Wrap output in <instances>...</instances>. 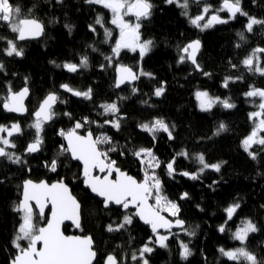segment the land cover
I'll use <instances>...</instances> for the list:
<instances>
[{"label":"trees","instance_id":"1","mask_svg":"<svg viewBox=\"0 0 264 264\" xmlns=\"http://www.w3.org/2000/svg\"><path fill=\"white\" fill-rule=\"evenodd\" d=\"M150 2L153 4L152 14L148 19L139 21V32L141 41H152L151 50L143 59L138 53L122 50L113 67H108L104 57L112 55L117 34L111 24L109 10L89 5L85 0H62L59 3L57 0H11L14 7L20 8L21 18H35L44 24L45 30L39 40L18 43L16 34L0 22V37L4 38L0 39V63L4 65V70L0 72V98L7 95L6 86L9 83L14 91L24 87L26 77L30 90L25 116L17 117L0 107V124L10 125L18 121L23 129L22 136L13 137L17 147L10 150L26 161L13 164L6 158H0V264H9L17 252L12 240L21 223V214L13 209L19 202L22 184L27 179L49 183L63 179L69 185L81 204L83 231L80 232L91 235L94 240L97 252L94 264H102L108 254L115 255L119 264H139L131 256L134 252L139 255L138 250L153 233L135 217L125 229L107 231L109 224L115 226L122 222L125 212L113 206L105 209L101 201L84 190L79 178L80 166L72 162L68 154L61 153L64 143L60 130L72 129V125L77 121L83 122L85 117L97 123L86 124L77 131L81 134L91 131L94 138L101 133L110 136L112 145L99 147L106 150L114 146L116 151L109 153L110 158L116 161L117 167L137 180L143 179V170L131 154L133 150L152 149L161 162V167L156 169L162 183L161 194L178 204L179 219L185 223L182 230H171L176 235L167 241V248L155 247L153 253L146 254L149 264H238L222 256L219 252L222 247L226 250L246 247L255 253L260 264H264V150L254 145L251 151L256 153V159H252L241 147L242 139L252 128L249 113L258 105V100L245 97L244 93L250 86L264 89V76L249 72L241 61L253 49L264 48V25H254L249 33L245 27L248 17L237 14L226 24L201 31L190 24L188 16L181 15L182 9L175 4H167L165 0ZM206 2L214 10L222 5V0ZM240 6L249 16L264 20V0H241ZM199 11L200 6L190 3L189 16H195ZM97 15L103 16V28L95 24ZM223 15L228 14L225 12ZM65 25H69L71 30ZM89 25L94 26L96 31L92 32ZM104 28L112 31L107 43L104 42ZM241 32L244 40L238 35ZM196 38L201 42L197 56L203 70L200 72L187 60L178 62L181 48ZM9 39L23 48L22 57L5 55ZM237 44L241 46L236 47ZM82 56L88 58L87 68L69 73L62 67L68 62L78 64ZM259 56L264 63V53H259ZM117 63L134 71L140 67L152 75L141 76L135 84L115 88L114 69ZM57 64L61 67H56ZM101 64L105 65L103 69ZM233 64L237 67L233 68ZM205 72L210 75H204ZM226 77L243 79L234 83L230 81L228 88H224L222 85ZM64 83L81 91L91 88L93 100L65 92L60 88ZM133 86L139 90L135 95L131 92ZM161 86L165 88L163 95L154 96V90ZM197 91H206L210 96L221 99L230 97V102L236 107L224 109L217 104L211 111H201L194 96ZM51 92L57 93L66 103H58L54 108L57 115L50 124L44 125L40 151L27 154L24 149L35 135V130L29 127L34 121L32 113ZM145 100L148 104L142 103ZM113 101L117 102L124 117L119 131L110 125L99 126L105 119L112 118L100 115L102 109L99 105ZM65 112L70 113L71 118L64 115ZM157 118L170 126L173 139L169 140L166 133L160 132L153 140L138 127ZM221 122L227 130L218 136L213 135ZM121 152L125 155H120ZM181 152H187L189 157L177 155ZM198 154H203L209 164L221 163L220 171L206 169L197 180L180 175L182 172H198L201 167L196 159ZM173 157H176V173L169 176L165 165ZM53 159L58 162L56 172L45 167ZM184 193L188 196L181 199ZM153 202L154 199L151 200ZM235 203H239L240 208L227 226L230 231L220 233L218 228L226 219L225 209ZM245 220H251L258 231L249 234L246 244L241 245L232 239L231 233ZM40 222L37 218V223ZM64 232L70 233V227L66 226ZM192 232L195 235H188ZM179 241L187 243L192 252L186 260L181 258ZM21 244L26 246L27 242Z\"/></svg>","mask_w":264,"mask_h":264},{"label":"snow or ice","instance_id":"2","mask_svg":"<svg viewBox=\"0 0 264 264\" xmlns=\"http://www.w3.org/2000/svg\"><path fill=\"white\" fill-rule=\"evenodd\" d=\"M62 2V0H57ZM89 5H99L107 9L111 13V24L119 29V37L115 40L112 47V55L105 56L108 61V67H113L114 60L118 59L122 50L127 49L132 52L139 50L141 59L151 50L152 41L141 42L139 29L141 27L140 20L148 19L152 14L153 4L150 0H85ZM167 4H175L182 9L181 15L188 16L190 24L204 31L217 24H226L229 19H235L237 14L247 16L248 22L246 24L247 32L253 31L254 25H264V20H259L251 17L241 8V0H222V5L219 8L213 9V6L206 2V0H165ZM190 3L200 6V11L195 16H189ZM227 11L230 15L227 19L222 18L220 12ZM132 16L135 18V23L126 20L125 17ZM207 17V19H206ZM0 22L6 24L10 31L16 34V40L25 41L28 39H37L44 34V24L35 18L24 17L21 18V10L19 7H14L11 0H0ZM203 22V23H201ZM96 25L104 27L103 16L97 15L95 20ZM69 30L70 26L65 25ZM89 29L95 32L94 26L89 25ZM241 40H244L243 32L238 33ZM105 43L112 37V31L104 28ZM0 39H4L0 37ZM241 45L237 44L236 47ZM201 42L199 40L192 41L181 48V55L179 56V63H184L186 60L190 61L195 66L197 71H203L197 62V54L200 50ZM94 51L96 49H93ZM5 55L12 57H22L24 55L23 48L17 46L15 40H7V48L4 49ZM259 53H264V48L257 47L252 50V53L245 57L241 63L243 66L253 74L264 76V66H261ZM55 64V61H52ZM61 67V65H56ZM69 73H76L81 68L88 67L87 56H82L79 63H65L62 66ZM101 69L105 65H100ZM236 68V65H232ZM4 70V65L0 63V72ZM115 88H120L124 84H133L139 80L141 76L151 77V73L144 72L142 69L134 71L133 68L117 63L115 65ZM210 75L209 73H203ZM242 77H226L223 82V87L228 88L229 82H236L242 80ZM7 95L0 98V107L5 112L25 114L28 109L25 105V100L29 96V88L27 86V77L25 78V86L19 91H14L11 84L7 86ZM60 88L65 92L71 93L75 97H82L85 100H93V90L91 88L86 91H81L70 87L69 84L64 83ZM139 90L133 86L131 88L132 94H136ZM165 88L163 86L157 87L153 95L160 97L163 95ZM245 97L259 98L257 105L258 111L249 113V119L253 120L254 127L250 134L246 136L241 146L243 150L252 158L256 159V153L251 151L254 145L261 146L264 150V89L251 87L244 93ZM196 98L199 101V108L201 111H211L217 104L224 109H232L236 105L230 102V97L221 99L220 97H212L206 91H197ZM120 99H124L121 97ZM58 103H66L60 96L55 93H49L39 104L38 108L32 113L34 121L29 125L35 130L34 139L24 149L25 153L32 154L40 151L43 144V137L41 133L44 130V125L53 120L57 115L54 111ZM148 104V101H142ZM99 107L102 109L100 115L105 117L111 116V119H105L103 124L110 125L117 131L121 128V121L124 118L120 114V108L116 101L111 103H101ZM64 115L71 118V114L65 112ZM97 123L96 121H89L87 117L83 122L77 121L74 127L68 131L60 130L59 135L64 137L67 145H61V153L69 154L73 160L82 163V176L84 185L91 190L92 193L103 198L102 203L105 209H109L112 205L120 206L125 210L122 217V222L109 224L107 231L114 232L125 229L127 225L133 223L134 217H138L144 224L150 226L153 236L148 238V241L138 250L139 255L135 252L131 259L138 261L139 264H149L146 254L150 255L154 251V247L150 245H158L161 248H167V241L171 236L172 229L184 227V221L179 219L180 208L177 203L167 199L161 194L162 183L156 169L161 167V162L156 157L152 149L138 148L131 152V154L140 163L143 170V179L137 180L127 172L122 171L116 166V161L109 156L110 152L116 151L114 146L102 150L100 145H112L113 141L106 133H101L99 136L93 138L91 131L87 135H80L78 129L83 128L86 124ZM141 131L148 133L153 140L156 139L157 133L163 132L167 134L169 140L173 139V134L170 126L163 119H154L150 123H142L138 125ZM174 127V125L172 126ZM227 130V126L221 122L213 133V135H220ZM6 133V135H4ZM23 129L20 123L13 122L11 125L0 124V157L6 158L13 164L26 163L22 156L15 152H10L7 149H15L17 147L13 140L15 136H22ZM120 155H125L121 152ZM179 156L189 157L187 152L178 153ZM196 159L201 165L198 172L189 173L182 172L180 175L189 177L192 180L199 179L206 169H212L219 172L221 163L209 164L205 161L203 154H198ZM176 157L165 165L167 174L174 176L176 169L174 164ZM50 171L56 172L58 162L53 159L50 163H46ZM98 170L100 173H105L103 177L94 175V171ZM113 173L116 174L115 179H112ZM215 183V181L213 182ZM22 199L13 209L15 212L21 214V223L17 229V233L12 240L13 247L17 250V254L12 258L10 264H93L97 258V252L94 249V240L91 235H65L62 226L65 221H70L71 225L76 229L83 231L81 226V204L77 198L72 195L68 185L63 179L49 184L46 181L39 183L31 179L25 180L23 183ZM188 196L187 193L182 194L181 199ZM155 201L154 204L149 203L150 200ZM34 202V203H33ZM50 205V215L46 214V209ZM132 208L135 212L128 213ZM240 208L239 203L231 204L226 209V219L218 228L220 233L230 231L227 227L229 222L233 220L234 215ZM167 212L169 216L175 217V220L169 219L161 213ZM37 218L43 221L40 225L37 223ZM160 229H164L167 234H161ZM258 231L257 226L251 220L242 221L241 225L231 233L233 240L240 242L241 245L246 244L249 234ZM188 235H195L194 232ZM21 241H27L26 246H22ZM40 245V247H38ZM181 248V258L186 260L192 255V252L187 243L179 241ZM222 256L230 261L244 262V264H260L255 253L249 251L246 247H238L231 250H225L223 247L219 249ZM105 264H118L117 258L113 254H108L105 259Z\"/></svg>","mask_w":264,"mask_h":264},{"label":"water","instance_id":"3","mask_svg":"<svg viewBox=\"0 0 264 264\" xmlns=\"http://www.w3.org/2000/svg\"><path fill=\"white\" fill-rule=\"evenodd\" d=\"M43 36V35H42ZM42 36L41 37H39V38H37V39H28V40H25V41H18V40H16L18 43H23V42H27V41H36V40H39V39H41L42 38ZM195 41V40H194ZM200 49H201V47H200ZM199 52H200V50H199ZM199 52H198V54H199ZM198 54H197V56H198ZM190 62V61H189ZM191 63V62H190ZM198 72H200V71H198ZM115 78H116V72H115ZM136 82V81H135ZM134 82V83H135ZM133 83V84H134ZM125 85H132V84H124V85H121V87H123V86H125ZM120 87V88H121ZM23 88V87H22ZM22 88H20V89H22ZM19 89V90H20ZM19 90H17V91H19ZM29 96H30V90H29ZM29 96H28V98H29ZM47 96V95H46ZM45 96V97H46ZM44 97V98H45ZM28 98L25 100V105H26V103H27V100H28ZM43 98V99H44ZM42 99V100H43ZM40 104V103H39ZM39 106V105H38ZM27 107V106H26ZM56 107V106H55ZM38 108V107H37ZM36 108V109H37ZM35 109V110H36ZM34 110V111H35ZM8 113V112H7ZM10 114H13V115H15V116H17V117H23V116H25L27 113H25V114H23V115H21V114H17V113H10ZM32 118L34 119V117H33V115H32ZM48 123H50V121L49 122H47L46 124H48ZM79 133V132H78ZM87 133L88 132H86V133H84V134H81V133H79L80 135H87ZM94 138V137H93ZM62 141H63V143H64V145L66 146L67 145V141L64 139V137H62ZM36 153V152H35ZM35 153H32V154H35ZM69 155V154H68ZM70 156V155H69ZM0 158H2V157H0ZM70 159H71V161L72 162H74V163H77L79 166H80V179H81V181H82V188L84 189V190H87L88 192H89V194L92 196V197H95V198H97L99 201H101L102 202V199L103 198H101V197H99V196H97L96 194H94V193H92L91 192V190L89 189V188H87L85 185H84V183H83V176H82V163L80 162V161H76V160H73L71 157H70ZM94 175H99V176H101V177H103L104 175H105V173H100L98 170H95L94 171ZM115 176H116V174L115 173H113V176L111 177L112 179H115ZM28 180V179H27ZM33 181V180H32ZM42 181H45V180H42ZM57 181H59V180H57ZM57 181H53V182H48L49 184H51V183H54V182H57ZM34 182H36V181H34ZM40 181H37V183H39ZM47 182V181H46ZM65 182V181H64ZM24 183V182H23ZM66 183V182H65ZM67 184V183H66ZM68 185V184H67ZM22 186H23V184H22ZM68 187H69V185H68ZM69 189H70V187H69ZM22 191H23V188L21 189V195H20V199H19V201L22 199ZM70 191H71V189H70ZM72 193V192H71ZM73 195V194H72ZM19 203V202H18ZM34 203V202H33ZM149 203H151V201H149ZM102 205H103V203H102ZM113 207H115V208H121L120 206H116V205H112ZM104 207V206H103ZM49 209H50V205H49V208H47L45 211H46V214H48V215H50V211H49ZM121 210L123 211V212H125V210L124 209H122L121 208ZM128 211H133V213L135 212V209H132V208H130ZM162 214V213H161ZM163 215V214H162ZM165 216V215H164ZM166 217V216H165ZM138 221H139V223L141 224V225H143V226H145V227H148L149 228V230L151 231V228H150V226H148V225H146V224H144L143 223V221H141V220H139V218L138 217H135ZM168 218V217H167ZM66 226H68V227H70V229H71V232L70 233H65V235H86V234H82L81 232H80V230H78V229H76L74 226H72L71 225V222L70 221H65V223H64V225L62 226V230L64 231V228L66 227ZM184 228V227H183ZM178 230H182L181 228H173L172 229V231H178ZM165 230L164 229H160V233L161 232H164ZM38 247H40V245H38ZM16 254H17V252H16ZM107 257V256H106ZM106 257L104 258V260H103V263L102 264H105V259H106ZM96 261V260H95ZM95 261L93 262V264L95 263ZM118 261V260H117ZM10 264V263H9ZM118 264H119V262H118Z\"/></svg>","mask_w":264,"mask_h":264},{"label":"rangeland","instance_id":"4","mask_svg":"<svg viewBox=\"0 0 264 264\" xmlns=\"http://www.w3.org/2000/svg\"><path fill=\"white\" fill-rule=\"evenodd\" d=\"M110 12V11H109ZM225 12H227V11H223V12H220V15H221V17L222 18H225V19H227L228 18V16L230 15L229 13H227L228 15L227 16H225V15H223V13H225ZM110 15H111V13H110ZM125 19L126 20H129L130 22H133V23H135L136 21H135V18H128V17H125ZM206 19H207V17H206ZM201 23H203V22H201ZM113 25V24H112ZM115 28H116V26L115 25H113ZM116 31H117V34H116V39H118V37H119V29H117L116 28ZM115 39V40H116ZM141 42H143V41H141ZM124 50H126V51H128V52H131V53H138L139 54V50H137L136 52H132V51H130V50H127V49H124ZM259 55V54H258ZM260 63H261V66H264V63L261 61V59H260ZM138 71L140 70L139 68L137 69ZM194 96H195V100H196V103H197V107H198V109L200 110V108H199V101L197 100V98H196V93L194 94ZM251 99H256V100H258V102H257V104L259 103V98L258 97H255V98H251ZM259 109H258V107L256 108V109H254L253 111H258ZM252 112V111H251ZM252 121V128L254 127V122H253V120H251ZM11 125V124H10ZM9 125V126H10ZM252 128H251V130H252ZM251 132V131H250ZM250 132L248 133V135L250 134ZM4 135H6V133L4 134ZM248 135H246V136H248ZM261 135L262 136H264V133H261ZM245 136V137H246ZM244 137V138H245ZM243 138V139H244ZM242 139V140H243ZM242 142V141H241ZM242 147V146H241ZM8 151H10V152H12V150H10V149H7ZM153 204H154V202H153ZM241 225V224H240ZM236 230V229H235ZM234 230V231H235ZM233 231V232H234ZM161 234H167L165 231L164 232H161ZM21 242H27V241H21ZM240 243V242H239ZM150 246H153L154 248L155 247H159L158 245H150ZM226 250V249H225ZM182 251V250H181ZM226 258V257H225Z\"/></svg>","mask_w":264,"mask_h":264},{"label":"built area","instance_id":"5","mask_svg":"<svg viewBox=\"0 0 264 264\" xmlns=\"http://www.w3.org/2000/svg\"><path fill=\"white\" fill-rule=\"evenodd\" d=\"M163 214H164L166 217H168L169 219L175 220V217H171V216H169V214H168L167 212H163Z\"/></svg>","mask_w":264,"mask_h":264},{"label":"bare ground","instance_id":"6","mask_svg":"<svg viewBox=\"0 0 264 264\" xmlns=\"http://www.w3.org/2000/svg\"><path fill=\"white\" fill-rule=\"evenodd\" d=\"M196 40H197V38H196ZM198 40H199V39H198ZM191 41H192V40H191ZM191 41H190V42H191ZM138 64H139V62H138ZM139 68H140V67H139ZM134 69H135V68H134ZM136 71H138V70H136ZM134 84H135V83H134ZM49 124H50V123H49ZM72 126L74 127V125H72ZM73 127H72V128H73ZM69 129H70V128H69ZM79 170H80V169H79ZM79 176H80V172H79ZM79 178H80V177H79ZM81 185H82V184H81Z\"/></svg>","mask_w":264,"mask_h":264},{"label":"flooded vegetation","instance_id":"7","mask_svg":"<svg viewBox=\"0 0 264 264\" xmlns=\"http://www.w3.org/2000/svg\"><path fill=\"white\" fill-rule=\"evenodd\" d=\"M42 224H43V221L40 222V225H42Z\"/></svg>","mask_w":264,"mask_h":264}]
</instances>
